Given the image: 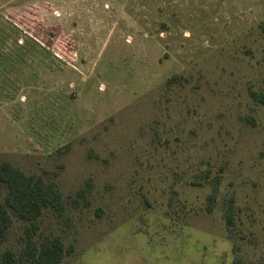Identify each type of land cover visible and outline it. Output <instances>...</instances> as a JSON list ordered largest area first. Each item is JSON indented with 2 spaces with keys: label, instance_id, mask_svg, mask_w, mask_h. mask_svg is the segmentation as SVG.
<instances>
[{
  "label": "rangeland",
  "instance_id": "374dc122",
  "mask_svg": "<svg viewBox=\"0 0 264 264\" xmlns=\"http://www.w3.org/2000/svg\"><path fill=\"white\" fill-rule=\"evenodd\" d=\"M263 89L264 0H0V163L62 264H264Z\"/></svg>",
  "mask_w": 264,
  "mask_h": 264
},
{
  "label": "trees",
  "instance_id": "16d2710c",
  "mask_svg": "<svg viewBox=\"0 0 264 264\" xmlns=\"http://www.w3.org/2000/svg\"><path fill=\"white\" fill-rule=\"evenodd\" d=\"M250 95L264 107V89L251 91ZM214 201L215 196H210L208 212H212ZM48 209L58 214L64 211V200L56 185L45 183L36 175H27L9 162L0 163V245L8 241L15 218L33 227L22 252L0 251V264H62L65 256L73 252V247L67 249L60 237L41 245L34 240L37 222Z\"/></svg>",
  "mask_w": 264,
  "mask_h": 264
}]
</instances>
